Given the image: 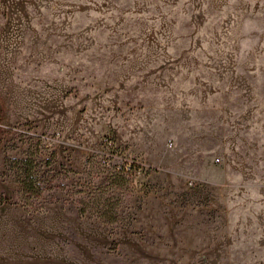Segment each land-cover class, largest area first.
<instances>
[{
    "label": "rangeland",
    "instance_id": "1",
    "mask_svg": "<svg viewBox=\"0 0 264 264\" xmlns=\"http://www.w3.org/2000/svg\"><path fill=\"white\" fill-rule=\"evenodd\" d=\"M0 264H264V0H0Z\"/></svg>",
    "mask_w": 264,
    "mask_h": 264
},
{
    "label": "trees",
    "instance_id": "2",
    "mask_svg": "<svg viewBox=\"0 0 264 264\" xmlns=\"http://www.w3.org/2000/svg\"><path fill=\"white\" fill-rule=\"evenodd\" d=\"M8 167L11 171L13 181L18 184V195L25 205H31V199H37L44 191L45 183L42 173L41 162L35 160L30 154L22 158L10 159ZM116 178H121L119 172H114ZM114 189H105L100 184L92 185L81 190L77 212L79 214L93 213L104 222H114L118 217V210L114 207L118 194Z\"/></svg>",
    "mask_w": 264,
    "mask_h": 264
}]
</instances>
